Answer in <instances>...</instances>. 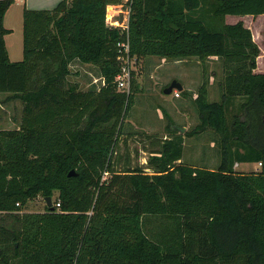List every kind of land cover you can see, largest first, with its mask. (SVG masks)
Instances as JSON below:
<instances>
[{"label": "trees", "instance_id": "1", "mask_svg": "<svg viewBox=\"0 0 264 264\" xmlns=\"http://www.w3.org/2000/svg\"><path fill=\"white\" fill-rule=\"evenodd\" d=\"M120 1L24 8L23 58L12 62L3 18L14 0H0V94L22 104L17 127L0 128V264H264V69L253 72L251 30L225 21L264 14V0H132L131 56L221 60L219 100L204 78L188 133L211 128L220 158L215 168L182 162L176 131L155 137L145 166L116 169L134 89L133 76L117 87L125 35L106 25ZM75 62L97 81L69 80ZM37 196L44 209L27 211Z\"/></svg>", "mask_w": 264, "mask_h": 264}, {"label": "rangeland", "instance_id": "2", "mask_svg": "<svg viewBox=\"0 0 264 264\" xmlns=\"http://www.w3.org/2000/svg\"><path fill=\"white\" fill-rule=\"evenodd\" d=\"M24 0H14L4 14L3 25L9 32L4 40L10 61H19L23 58V10ZM242 21L252 33V39L257 46L263 45L264 14L257 16L230 17V23ZM73 73L69 80L87 87L89 80L96 78L95 71L89 65L75 62L72 65ZM212 72L221 75L222 62L217 57H210L204 61L196 57L185 59H168L156 55H147L139 58L133 65L130 73L134 77L132 102L124 120L123 133L119 136L117 146L116 169L126 165L131 167L146 165L150 151L156 148L154 139L170 136L174 132L184 135V149L181 161L190 165L215 168L219 162L218 136L211 128L197 133L192 129L200 123L199 112L195 103L197 91L203 79L209 85ZM173 80L182 86L179 96L174 97L173 91L164 94L163 89ZM130 88V87H129ZM208 90V89H207ZM214 90V88H213ZM209 101L219 100V90H209ZM22 104L18 99L6 100V94H0V128L17 127L20 119ZM237 112L236 108L229 111V117ZM239 171L257 169V163H240L235 166ZM148 170V169H146ZM45 202L41 196L29 200L27 211H42Z\"/></svg>", "mask_w": 264, "mask_h": 264}, {"label": "built area", "instance_id": "3", "mask_svg": "<svg viewBox=\"0 0 264 264\" xmlns=\"http://www.w3.org/2000/svg\"><path fill=\"white\" fill-rule=\"evenodd\" d=\"M132 0H121L117 4H112L107 7L106 10V25L111 28H117L122 34H124V40L117 43L118 46V60L120 62V71L115 77L117 87L119 89L129 90L130 87V73L133 65L137 61L136 57H133L129 53L128 44V30H129V19L131 15ZM97 78H93L92 82H96ZM174 97L179 96V91L173 90ZM238 164L235 163L234 167ZM261 167V162L257 163V169ZM106 175V173H104ZM104 175V177H105ZM56 207H59V203H55Z\"/></svg>", "mask_w": 264, "mask_h": 264}, {"label": "crops", "instance_id": "4", "mask_svg": "<svg viewBox=\"0 0 264 264\" xmlns=\"http://www.w3.org/2000/svg\"><path fill=\"white\" fill-rule=\"evenodd\" d=\"M19 1L22 2V0H19ZM59 1L60 0H24V3H25V7L27 9H52ZM234 16H236V15H226L225 16L226 23H230V21H229L230 17H234ZM249 16H252V15H249ZM233 23H235V22H233ZM258 48L260 50V53L256 57V67L253 70V72H255V73H261V72H263V69H264V66H263V59H264L263 45L258 46ZM223 74H224L223 72L221 75H218L215 72H212V79H211L209 85H207V89H208L207 93L211 89H212V91H215L216 93L219 90V97H220V82L223 78ZM213 88H214V90H213Z\"/></svg>", "mask_w": 264, "mask_h": 264}, {"label": "water", "instance_id": "5", "mask_svg": "<svg viewBox=\"0 0 264 264\" xmlns=\"http://www.w3.org/2000/svg\"><path fill=\"white\" fill-rule=\"evenodd\" d=\"M173 89H179L181 90L182 89V86L180 85V83H178L176 80H173L168 86H166L164 89H163V93L164 94H170ZM68 175H73V170H71ZM47 201V205L48 206H51L52 202H51V198L50 197H47L45 199Z\"/></svg>", "mask_w": 264, "mask_h": 264}]
</instances>
